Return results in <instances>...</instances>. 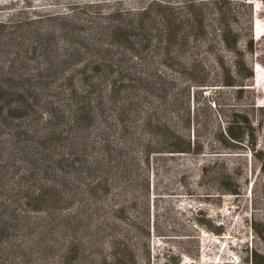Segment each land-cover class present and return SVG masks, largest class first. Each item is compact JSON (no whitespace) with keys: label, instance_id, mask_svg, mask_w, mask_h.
Instances as JSON below:
<instances>
[{"label":"trees","instance_id":"16d2710c","mask_svg":"<svg viewBox=\"0 0 264 264\" xmlns=\"http://www.w3.org/2000/svg\"><path fill=\"white\" fill-rule=\"evenodd\" d=\"M139 1L84 5L87 19L49 13L63 25L47 38L35 25L42 16L0 18V264H149L143 191L162 158L185 157L174 175L197 167L216 184L208 194H240L238 167L222 154L248 151L264 182L251 34L242 49L223 0ZM216 86L235 87L236 99L249 93L224 125ZM194 98L218 117L201 116L200 105L193 114Z\"/></svg>","mask_w":264,"mask_h":264},{"label":"rangeland","instance_id":"374dc122","mask_svg":"<svg viewBox=\"0 0 264 264\" xmlns=\"http://www.w3.org/2000/svg\"><path fill=\"white\" fill-rule=\"evenodd\" d=\"M223 1L224 6L232 11L227 18L230 29L239 35L242 49L244 41L250 34L253 39V54L249 56L245 52L244 58L247 59L249 56L250 69L254 74L252 83L256 106H264V34L261 36L256 34L257 25L264 26V0ZM90 3H99L103 10L112 11L137 6L140 1L0 0V18L18 15L32 18L42 16L43 19L35 25L41 35L47 38L51 36V31L57 34L63 25V18L48 20L45 17L47 14L63 16L75 9L78 17L87 19L82 8ZM226 58L231 60L229 54H226ZM257 66L263 74H260L262 77L259 83H255ZM182 81V78L177 79V83ZM216 88L219 89L214 98L223 107V112L220 111L218 114L224 125V115L227 114L229 106L245 103L249 93L245 91L240 99H236L235 87ZM205 91L208 92L209 89ZM198 105L202 107L199 111L201 116L211 121L218 117L213 107L202 106L195 98L192 99L193 114ZM251 120L256 131L255 147L264 148V109L255 108L251 113ZM255 122L260 124L256 125ZM206 139L211 141L210 136ZM208 151L209 146L205 149L206 153ZM240 151L231 150L222 154L227 166L238 167L236 183L241 189L240 194H208L215 192L216 184L210 179H201L197 167L185 178L175 176L174 167L186 161L185 157H166L156 163L152 162L154 166H158L159 172L157 176L149 172L147 187L143 191L148 208L146 219L150 233L149 264H163L167 261L168 255L173 253L180 254L179 264H250L247 256L250 249L264 255V242L250 226V221L255 222L258 229L264 231V182L257 171V161L248 151ZM204 159L200 158L199 161ZM196 219H201L206 227L196 224ZM186 251L190 253V257ZM75 264L90 263L88 260L75 258ZM140 264L147 263L141 261Z\"/></svg>","mask_w":264,"mask_h":264},{"label":"bare ground","instance_id":"6f19581e","mask_svg":"<svg viewBox=\"0 0 264 264\" xmlns=\"http://www.w3.org/2000/svg\"><path fill=\"white\" fill-rule=\"evenodd\" d=\"M256 10V12H257V10H258V8H256L255 9ZM255 12V13H256ZM255 24V20H253V25ZM254 28H255V26H254ZM257 29V31H256V34H257V36H261V35H263L264 34V26H258L257 25V27H256ZM255 68V67H254ZM262 71H261V69L259 68V66H257V68H256V82L255 83H259V81L261 80V75L260 74H262L261 73ZM263 75V74H262Z\"/></svg>","mask_w":264,"mask_h":264}]
</instances>
